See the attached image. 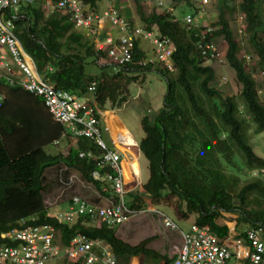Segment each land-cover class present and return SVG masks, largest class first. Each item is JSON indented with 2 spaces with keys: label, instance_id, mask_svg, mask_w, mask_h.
I'll return each mask as SVG.
<instances>
[{
  "label": "trees",
  "instance_id": "obj_1",
  "mask_svg": "<svg viewBox=\"0 0 264 264\" xmlns=\"http://www.w3.org/2000/svg\"><path fill=\"white\" fill-rule=\"evenodd\" d=\"M84 1L101 11V0ZM132 2L143 27L149 31L155 28L171 41L172 70L157 64L138 65V58L145 55L138 40L133 62L118 67L100 65V73L90 76L85 70L86 59H105V52L94 48L95 35L77 29L69 14L56 9L46 12L43 0H34L22 4L18 12L6 8L4 18H12L17 37L40 75L54 88L84 97L90 83L96 81L95 106L102 110L108 102H125L128 85L139 73L155 71L164 79L161 109L153 121L141 118L145 135L139 150L149 174L143 191L153 203H159L164 195L176 197L183 216L193 214L195 223L206 225L220 238L228 230L223 212L238 214L237 227L241 230L264 223V157L255 153L250 142L253 126L256 134L264 132V103L258 93L264 86V0H218V19L207 23L191 14L188 26L182 17L176 19L172 10L151 6L147 11L145 0ZM115 7L121 9V4L115 3ZM236 12L243 15L241 28L240 24L237 28L231 25L237 19ZM125 13L131 17L129 8ZM238 28L248 47L238 38ZM222 40L227 42L225 57L242 84L237 96L224 97L214 84L215 68L205 64L217 60L208 45H218ZM242 49L249 62L239 57ZM257 70L260 82L253 76ZM0 92L4 95L0 106V231L50 224L64 243L77 232L102 240L119 264H129L140 254L151 258L152 264L170 261L147 246L150 238L134 245L117 234L118 226L97 225L89 216L69 224L51 214L44 203L48 168L63 165L75 170L104 195H110L102 190L105 176L114 172L99 164L105 151L84 137H77L76 147H70L67 155L46 153V146L60 141L68 131L54 119L42 96L5 79H0ZM80 153L85 156L80 157ZM237 155L243 167L238 165ZM95 173L98 178H94ZM126 195L129 208L141 210L144 201L140 194L132 191ZM137 263L134 258L132 264Z\"/></svg>",
  "mask_w": 264,
  "mask_h": 264
},
{
  "label": "built area",
  "instance_id": "obj_2",
  "mask_svg": "<svg viewBox=\"0 0 264 264\" xmlns=\"http://www.w3.org/2000/svg\"><path fill=\"white\" fill-rule=\"evenodd\" d=\"M34 0H0V75L10 83H16L26 90L42 96L45 105L54 119L65 125L75 137L92 140L105 151L100 158L101 166H108L114 174L107 175L106 180L112 182L115 200L108 205L98 206L79 196H73L68 211L59 214L66 223H73L78 218L89 216L97 225L119 226L127 222L136 212L126 204L127 191L122 187V172L119 167L121 155L110 150L102 137L100 113L96 108V81L89 86L85 98L78 97L68 90L56 89L54 85L40 75L36 64L15 33L12 18H4L5 9L18 12L22 4ZM150 6H162V0H145ZM208 4L209 0H201ZM46 12L58 10L70 15V20L79 30L93 33L94 48L103 50L105 57L114 66H122L133 62L137 47L135 42L144 40L151 45L149 55L141 56L138 65L157 64L173 69L171 60V41L162 37L155 28L146 30L142 24L134 23L125 11L108 4L97 12L84 0H43ZM168 10H171L170 8ZM188 26L192 22L191 14L182 16ZM105 26L108 30H105ZM112 30H117L114 35ZM103 32V33H102ZM141 49V46H139ZM213 47V58L219 59V47ZM224 55H222L223 57ZM13 69H9L10 66ZM88 98V99H86ZM4 95L0 92V106ZM98 114V116H97ZM54 143H57L55 141ZM80 153V157H84ZM89 158H94L88 155ZM95 176L98 177L96 173ZM264 177V171L261 174ZM163 223L176 228L181 235V245L174 258L160 264H264V223L249 225L243 230L237 222L228 226L226 236L220 238L206 225L192 221L189 229L184 231L168 216L163 215ZM0 264H119L112 251L102 240L88 237L77 232L67 243L61 240V234L50 224H35L23 228H11L0 231Z\"/></svg>",
  "mask_w": 264,
  "mask_h": 264
},
{
  "label": "rangeland",
  "instance_id": "obj_3",
  "mask_svg": "<svg viewBox=\"0 0 264 264\" xmlns=\"http://www.w3.org/2000/svg\"><path fill=\"white\" fill-rule=\"evenodd\" d=\"M129 1L131 2L132 8L131 15L132 17L136 15V18L139 22L136 8L132 0ZM105 3L106 0H101L100 7L103 8ZM218 4V0H209L207 5L202 4L201 0H162L161 8L167 10L170 8L176 19H180L186 14H194L195 20L211 23L212 21L219 18L220 9ZM145 6L147 11L152 8L146 2ZM121 7V9H123L125 6L121 5ZM262 7H264V2L262 3ZM235 17H237V19L235 18V22L233 20L231 25L233 28H237V25L239 26L240 24L239 27L241 28L240 22L243 15L241 13L237 14L236 12ZM113 34L117 35V30H114ZM238 38L242 39V45H244V43L245 46L247 45L246 39L239 36V28ZM144 46L147 49L149 44L146 43ZM217 46L220 48L218 50L220 53L218 56L219 59L216 61L208 60L205 62V64L211 65L215 68L216 79L214 84L221 88L223 96H237L241 93L242 84L237 81L236 71L231 67L225 57V53L227 51V42L222 40V43L218 44ZM243 50L244 49L240 50L239 57L241 59L246 57V61L249 62L250 58H248L247 53ZM222 55H224V58H222ZM108 63H110V61H108L106 57L105 59H99L98 61L94 57H89L85 62L86 73L90 76L98 75L101 70L100 65ZM9 69H13V66H10ZM0 75H7V72L5 70L0 71ZM253 76L257 82L261 81L260 71L257 70L254 72ZM128 89L129 96L127 97L126 102L119 105H113L108 102L105 105L106 110H102L101 107L96 106L101 117H105L108 129H110L112 135L113 144L110 138H108L107 132L105 130L102 132V137L106 143V146L110 148V150H113L118 154H122L121 160L119 161V167L122 172L121 179L124 190L127 191L128 188L135 186L137 181L136 178H134L133 173H135L137 178H139V170H141L140 180L143 184L136 187L133 192L137 191L140 194L144 201V205L141 210H138V212H136L127 222L118 226L117 234L130 243H134V245L145 238H150L147 246L158 252L163 250V253L161 254L164 255L165 253V256L170 258V239L175 237L174 239L177 241V236L180 238V233L178 229L167 227L163 223V215H168L178 225V227L184 231L189 229L190 223L194 220V216L190 213L186 215V217L183 216L182 211L177 208L179 200L176 197L164 195L159 203H153L152 199L143 191V185L149 176L147 161L142 157L141 154L139 157V165L137 161L139 156L138 154L140 152V150H138V146L141 139L145 135L141 126V118L146 116L151 121H153L155 115L162 107L163 97L166 91V83L164 79L161 78L155 71H147L144 73H139L137 79L128 85ZM258 93L260 100L264 103V86L259 88ZM108 109H113L116 112L123 123L132 132L138 144H136L131 134L125 129L114 113ZM240 109H243L242 105L240 106ZM63 127L68 131L65 125H63ZM250 130L252 131H250V142L255 153L260 157H264V132L256 134L253 132L254 126ZM76 141L77 137L73 136L71 133L69 134L68 131V133L63 135V138L60 141L46 146L45 151L51 155L58 153L67 155L70 147H76ZM237 157L238 165L243 167V161L238 155ZM122 159H127L131 166ZM95 174L93 175L94 178H98L95 176ZM44 182L47 185V190L44 191L45 206L48 208L51 214L56 215L58 218L59 214L68 211L71 198L75 195L88 202L91 201L90 203L94 202L93 204L100 203L102 205L110 204L107 199L115 200L114 196H116L112 182H108L107 180L105 181L106 185L104 184L102 190L104 189L103 191L110 193V195H104L98 191L95 186L87 183L78 172L67 169L63 165L49 168L48 172L44 175ZM241 184H244V182L242 181ZM124 199L125 201L127 200L126 194ZM223 214L225 217L224 220L229 226H232L237 222L238 214L232 212H223ZM79 219L80 218L77 220ZM133 258L138 260L137 264H152L151 258L145 259L142 254ZM133 258H131V260Z\"/></svg>",
  "mask_w": 264,
  "mask_h": 264
},
{
  "label": "crops",
  "instance_id": "obj_4",
  "mask_svg": "<svg viewBox=\"0 0 264 264\" xmlns=\"http://www.w3.org/2000/svg\"><path fill=\"white\" fill-rule=\"evenodd\" d=\"M111 2V3H110ZM115 4V3H120L121 5H123V6H125V7H123L124 8V10H125V12H126V9L127 8H129L130 10H132V8H131V2L129 1V0H120V1H115V0H106V3H105V6L103 7V8H101L102 10L106 7V5H108V4ZM124 3H126V4H124ZM122 8V7H121ZM132 14V13H131ZM131 19L134 21V23H137V24H142L141 23V21H140V19H139V22H138V20H137V18H136V15L135 16H133L132 17V15H131ZM105 30H108V28L105 26ZM114 30H112V32H113ZM103 33V32H102ZM146 43H148V42H146V41H144V40H141L140 41V46H141V50L143 51V52H145V55H149V53H150V51H151V45H150V43H148L149 44V47L146 49L145 48V44ZM144 55V56H145ZM126 102V101H125ZM124 103V102H123ZM108 110H111L113 113H114V115L118 118V120L121 122V124L125 127V129L131 134V136L133 137V139L135 140V142H136V144H138L137 143V141H136V139L134 138V136H133V134H132V132L128 129V127L123 123V121L120 119V117L116 114V112L113 110V109H108ZM100 125H101V130H102V132L105 130L106 132H107V135H108V138H110V140H111V142H112V144H113V140H112V135H111V132H110V129H108V126H107V123H106V121H105V117L103 118V117H101V115H100ZM54 143V142H53ZM52 143V144H53ZM139 147V146H138ZM138 150H139V148H138ZM124 154V153H123ZM140 152H139V156H138V158H137V161H138V165H139V157H140ZM137 157V156H136ZM122 160H124V159H122ZM124 161H126L127 162V164L128 165H130V163H129V161L127 160V159H125ZM131 166V165H130ZM50 168H52V167H50ZM48 170H49V168L47 169V171H46V173L48 172ZM133 171V170H132ZM141 170H139V178H137V176H136V174L135 173H133L134 174V178H136V183H135V186H133V187H131V188H128L127 189V192H130V191H134L135 190V188L136 187H138L139 185H141V184H143L142 183V181L140 180V175H141ZM71 180H72V176H71ZM104 190V189H103ZM99 197V196H98ZM108 200V202H112L113 200L112 199H107ZM91 202V201H90ZM101 202V201H100ZM94 203V202H93ZM95 204H97L98 206H103L102 204H100V203H95ZM162 218V217H161ZM121 227V226H120ZM179 231V230H178ZM178 238H177V241L174 239L175 237H172L171 239H170V259L171 258H174L175 257V255H176V251H177V249L180 247V245H181V235H180V238H179V236H177ZM178 240H179V242H178ZM160 250V249H159ZM163 251V250H162ZM161 250H160V252L159 253H163ZM164 255H165V253H164ZM134 259V258H133ZM133 259L132 260H130V263L129 264H132V262H133Z\"/></svg>",
  "mask_w": 264,
  "mask_h": 264
},
{
  "label": "clouds",
  "instance_id": "obj_5",
  "mask_svg": "<svg viewBox=\"0 0 264 264\" xmlns=\"http://www.w3.org/2000/svg\"><path fill=\"white\" fill-rule=\"evenodd\" d=\"M106 110V109H105Z\"/></svg>",
  "mask_w": 264,
  "mask_h": 264
}]
</instances>
